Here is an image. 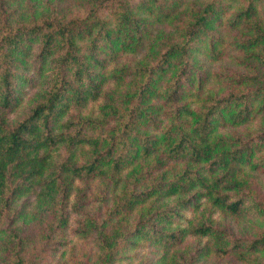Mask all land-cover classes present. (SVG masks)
<instances>
[{"label":"trees","instance_id":"1","mask_svg":"<svg viewBox=\"0 0 264 264\" xmlns=\"http://www.w3.org/2000/svg\"><path fill=\"white\" fill-rule=\"evenodd\" d=\"M241 1L86 0L73 15L0 0V222L31 199L62 232L70 208L87 216L78 184L99 181L104 218L73 231L96 264L143 245L152 264H264V0ZM228 53L226 74L207 70ZM8 236L0 264H34Z\"/></svg>","mask_w":264,"mask_h":264},{"label":"rangeland","instance_id":"2","mask_svg":"<svg viewBox=\"0 0 264 264\" xmlns=\"http://www.w3.org/2000/svg\"><path fill=\"white\" fill-rule=\"evenodd\" d=\"M32 0H30L31 2ZM36 0H33L35 2ZM204 1H198L195 4L198 6ZM226 3L230 6L232 11L240 9L244 6L241 0H226ZM38 3L29 4L28 0H20L18 6V12L20 14L27 13L29 11H34L35 9L40 10L43 6H53L58 10L65 12L67 14L81 15L86 9V0H40ZM31 5V7H30ZM34 8V10H33ZM261 16L264 20V9L261 10ZM31 13V12H30ZM160 26H155L156 30ZM227 27V26H226ZM226 27L223 30H228ZM170 28V27H168ZM232 53H228L222 62L219 64L206 63L207 70L212 74L214 71H222L227 73V68H230L232 62ZM136 59L129 57L124 61H133ZM120 62V63H121ZM214 88H216L215 83H210ZM40 83H32V85L25 88L26 95L24 100L17 112L18 115L25 112L30 106V99L32 98L34 92L38 89ZM210 86V85H209ZM99 104L95 103L89 105L86 109V113L89 111L97 112V107ZM15 113L11 115L14 117ZM256 188L258 193L264 194V175H259L256 181ZM78 187L84 189L86 192L87 199L85 201L84 209L87 216L78 214L70 208L69 222L67 228L60 231H52L50 216L38 215L33 216V202L30 199L28 203V210L26 215L19 221H15L13 225L10 223L0 222V241L2 243L8 242L11 244L9 239V233L18 231L21 239H23V244L21 250L25 258L33 261L34 264H96L94 261V243L91 238L81 239L73 231L77 228L78 224L86 217L95 219L97 222H101L104 218L103 210L104 204L102 203V196L104 194L103 187L99 184V181L89 182V184L84 186L83 184H78ZM76 193L74 194L75 197ZM73 200V196L71 197ZM219 221L222 222L223 218L220 217ZM226 223L231 224L234 230H238V226L235 222L231 220L226 221ZM260 224V222H259ZM51 230V231H50ZM157 252L147 246H139L136 251L129 253V257L122 259L120 262L115 264H152L153 259H157ZM205 264H233L228 260L211 259Z\"/></svg>","mask_w":264,"mask_h":264}]
</instances>
